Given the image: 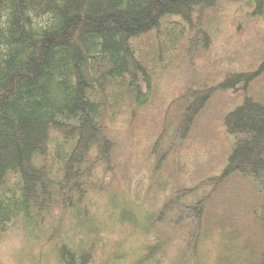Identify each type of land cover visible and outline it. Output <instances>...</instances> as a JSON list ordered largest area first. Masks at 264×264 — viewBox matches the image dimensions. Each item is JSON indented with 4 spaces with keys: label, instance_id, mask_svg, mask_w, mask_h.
Returning <instances> with one entry per match:
<instances>
[{
    "label": "trees",
    "instance_id": "16d2710c",
    "mask_svg": "<svg viewBox=\"0 0 264 264\" xmlns=\"http://www.w3.org/2000/svg\"><path fill=\"white\" fill-rule=\"evenodd\" d=\"M13 230L40 264H264V0H0Z\"/></svg>",
    "mask_w": 264,
    "mask_h": 264
},
{
    "label": "rangeland",
    "instance_id": "374dc122",
    "mask_svg": "<svg viewBox=\"0 0 264 264\" xmlns=\"http://www.w3.org/2000/svg\"><path fill=\"white\" fill-rule=\"evenodd\" d=\"M230 16L231 15H228L227 18H223L216 25V30H215L216 43H215L214 57L217 59H219V57L229 56L233 50L232 46L230 45L228 46L226 44V42L230 37V34L232 33V27L230 25V20H229ZM245 63L246 62L244 61L241 62L236 61L229 64L225 61L224 66L234 70H241L242 68H245L246 66ZM138 186L139 189L137 190L134 189L133 191L134 193L142 191L141 187L145 186V182H143L142 186L141 185ZM106 205L107 202L105 200L98 199L97 206H101L100 212H103ZM106 220L105 223H107ZM107 225H108V230L114 227V225H110L109 223H107ZM123 237H125V235L111 233L110 230L108 231V234H106L105 243L110 246L111 242L119 241V239ZM131 244L133 248L136 246V244L133 242ZM44 252L46 253L45 256L43 257L44 259L42 260V264H57V263L60 264L57 261V258H54L52 252L49 249L48 250L46 249V251ZM40 257H41L40 245L37 244L36 242L34 243L29 241L17 230H13V232H9L8 235L5 238H3V240L0 242V260H1L0 264H40L39 263L41 259ZM165 263H167V261ZM124 264H127V262H124ZM205 264H207L206 261Z\"/></svg>",
    "mask_w": 264,
    "mask_h": 264
}]
</instances>
